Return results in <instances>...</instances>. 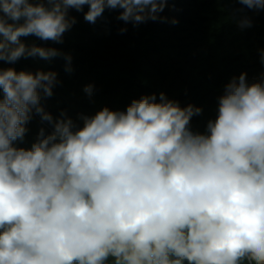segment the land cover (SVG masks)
Listing matches in <instances>:
<instances>
[{
    "label": "clouds",
    "instance_id": "1",
    "mask_svg": "<svg viewBox=\"0 0 264 264\" xmlns=\"http://www.w3.org/2000/svg\"><path fill=\"white\" fill-rule=\"evenodd\" d=\"M236 2L264 9V0ZM168 3L0 0V62L59 56L21 38L62 43L76 23L70 9L94 24L118 8L135 27L164 22ZM57 82L54 71L0 66V264H264V79L233 77L206 133L189 128L201 108L162 92L77 127L41 103ZM33 113L52 131L16 147Z\"/></svg>",
    "mask_w": 264,
    "mask_h": 264
},
{
    "label": "trees",
    "instance_id": "2",
    "mask_svg": "<svg viewBox=\"0 0 264 264\" xmlns=\"http://www.w3.org/2000/svg\"><path fill=\"white\" fill-rule=\"evenodd\" d=\"M120 11L106 8L91 24L84 12L70 9L76 23L63 34L62 43L21 38L29 46L56 48L59 56L22 57L0 66L56 72L53 95L41 103L54 119L64 113L77 127H82V116L104 107L126 111L133 99L156 94L159 101L162 92L181 107L201 108L189 128L206 133L208 121L218 114V97L233 77L246 73L249 83L264 79V9H248L236 0H169L160 14L167 18L164 22L135 27L117 19ZM87 85L93 86L90 96L84 91ZM26 128L24 139L14 142L16 147L30 149L41 129L46 135L52 131V125L35 113Z\"/></svg>",
    "mask_w": 264,
    "mask_h": 264
}]
</instances>
